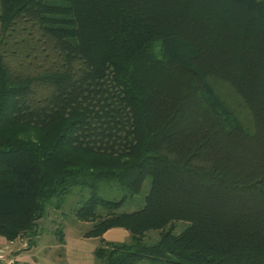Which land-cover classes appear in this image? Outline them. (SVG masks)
<instances>
[{"label":"trees","instance_id":"trees-1","mask_svg":"<svg viewBox=\"0 0 264 264\" xmlns=\"http://www.w3.org/2000/svg\"><path fill=\"white\" fill-rule=\"evenodd\" d=\"M75 187L98 264H264V0H0V235Z\"/></svg>","mask_w":264,"mask_h":264},{"label":"rangeland","instance_id":"rangeland-1","mask_svg":"<svg viewBox=\"0 0 264 264\" xmlns=\"http://www.w3.org/2000/svg\"><path fill=\"white\" fill-rule=\"evenodd\" d=\"M213 84L216 85V89L218 94L226 101V103L234 109L240 120L248 125L250 122V115L247 109L242 105L239 96L226 84L223 82L213 81ZM150 186V178L146 177L141 190L136 195L126 199L122 206L119 208V211H133L140 208L144 203V196L147 193ZM87 194L86 190H81L78 187L72 188L63 198L61 207L59 209H55L53 207L48 206L46 209V213L43 217L38 220V231L44 239L48 241H52V239L59 243V233H56L54 229H61L66 231L69 227L66 225L75 220V229L77 231L83 232L84 229L90 228L92 222L91 221H77L75 218L74 209L77 207L81 200L84 198V195ZM103 194L107 198L117 197L119 193H117L114 189H105ZM61 224L63 226H61ZM185 222H178V226L175 231H180L182 227L185 226ZM73 227H70L73 229ZM58 231V230H57ZM127 235L122 236L120 240L117 241H128L130 239V234L128 231H125ZM158 238V232L155 230H150L146 232L145 240L153 243ZM25 239V238H24ZM91 243L97 242V239H88ZM60 246L55 247L52 254L56 252H60ZM53 249V247H51ZM92 264H98L97 259L94 255H92ZM136 264H156L148 259H143L142 261Z\"/></svg>","mask_w":264,"mask_h":264},{"label":"crops","instance_id":"crops-1","mask_svg":"<svg viewBox=\"0 0 264 264\" xmlns=\"http://www.w3.org/2000/svg\"><path fill=\"white\" fill-rule=\"evenodd\" d=\"M76 218V217H75ZM77 219V218H76ZM77 221H80L77 219ZM75 220L68 223L66 231L62 230V239L59 243L48 241L38 232L34 240L30 243L26 237H18L14 240H7L0 235V247L4 249V257L0 259V264H92L95 247L100 243L99 237H86L84 232L77 231ZM61 226H63L61 224ZM70 227H73L70 228ZM56 232V230L54 229ZM126 229L122 227H111L107 229L102 237L106 241H117L122 236L127 235ZM25 238V239H24ZM88 239H97L91 243ZM60 246V252L52 254L55 247ZM53 247V249H51Z\"/></svg>","mask_w":264,"mask_h":264},{"label":"built area","instance_id":"built-area-1","mask_svg":"<svg viewBox=\"0 0 264 264\" xmlns=\"http://www.w3.org/2000/svg\"><path fill=\"white\" fill-rule=\"evenodd\" d=\"M4 249L0 247V259L4 257Z\"/></svg>","mask_w":264,"mask_h":264}]
</instances>
